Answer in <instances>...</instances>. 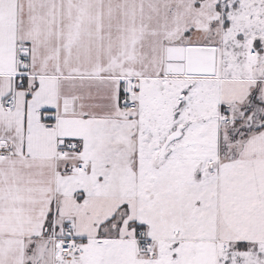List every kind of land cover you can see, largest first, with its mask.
I'll return each instance as SVG.
<instances>
[{
  "label": "snow or ice",
  "instance_id": "6c2138e0",
  "mask_svg": "<svg viewBox=\"0 0 264 264\" xmlns=\"http://www.w3.org/2000/svg\"><path fill=\"white\" fill-rule=\"evenodd\" d=\"M0 264H264V0H0Z\"/></svg>",
  "mask_w": 264,
  "mask_h": 264
}]
</instances>
